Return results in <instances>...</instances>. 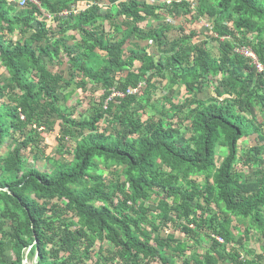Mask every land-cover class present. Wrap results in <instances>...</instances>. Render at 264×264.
Wrapping results in <instances>:
<instances>
[{"label":"trees","instance_id":"1","mask_svg":"<svg viewBox=\"0 0 264 264\" xmlns=\"http://www.w3.org/2000/svg\"><path fill=\"white\" fill-rule=\"evenodd\" d=\"M39 2L0 0V264H264V71L234 52L264 63V0ZM183 15L187 35L163 20ZM202 16L218 56L192 41ZM157 80L185 89L159 117ZM93 86L75 117L65 101Z\"/></svg>","mask_w":264,"mask_h":264},{"label":"rangeland","instance_id":"2","mask_svg":"<svg viewBox=\"0 0 264 264\" xmlns=\"http://www.w3.org/2000/svg\"><path fill=\"white\" fill-rule=\"evenodd\" d=\"M151 1V0H150ZM159 1H166V0H156L155 2H159ZM192 1V0H191ZM152 2V1H151ZM80 6V7H79ZM79 6H74L75 8H81L83 7L82 4H80ZM192 9H194V5L191 6ZM189 17L188 15H183V16H178L176 18H166L163 20H167L169 22H172L174 24V28L178 29V26L182 23L185 25V35L188 34L190 28H191V23L188 22V20H186V18ZM48 22L53 23L52 19H49ZM151 24H156L155 21L151 22ZM194 28L198 27L196 30H198V38L195 37L192 39L193 42L200 44L203 43L205 40L208 42L207 46L211 51V54L213 56H218V50H219V42L217 40H214L213 37L215 38V33L212 30V24L210 23L209 19L205 16L199 17L197 18V20L194 22L193 25ZM200 29V30H199ZM178 31V30H177ZM200 32V33H199ZM178 34L175 32V35ZM172 35V36H175ZM16 35H13V38H15ZM199 39V40H198ZM227 39V37H220L218 40L219 41H225ZM192 42V43H193ZM152 46V45H151ZM54 70H58V67H53ZM0 72L2 73L1 79H4L6 77V73L3 70L2 67H0ZM68 72V71H67ZM143 82V87L141 88V90L144 88L145 85V80L142 79ZM156 86L157 89L152 92L153 94V100H154V107L152 106V104H150L147 109L149 113H154L156 117L161 116H165L164 112H168L169 115V105L165 103L164 101V97H169L172 99V101L174 102H181L183 100V96L185 94V89L181 88L180 89V93L178 94V87L174 86L172 89L173 91L167 86V82L166 80H157L156 81ZM70 91V88L67 89L66 93H68ZM103 90H100L97 86H93V88L88 89L87 91H82L81 89L75 90V92L73 93V95L70 97V99H68V101H65V104L67 105V107L70 110L75 111L74 112V116L75 117H79V115L81 113H90L91 112V106L95 105V102L98 101L100 95L102 94ZM200 98L202 99H206L208 97L211 96H215V93L213 91H211L210 89H205L203 93H201ZM176 100V101H175ZM91 105V106H90ZM90 106V107H89ZM257 114H259V112H257ZM58 130H59V126L55 125L54 130L49 132L47 134L46 137V152L47 154L54 152L55 150V136L58 134ZM186 134L188 135L189 132L186 131ZM44 142V143H45ZM256 143H259V141L256 139V135H251L249 137H243V139H241L239 141V151L241 152V149H246ZM73 144L71 140H69L68 145ZM217 162H219L222 157H223V153L219 150H217ZM65 157V155H64ZM67 157V156H66ZM65 157V158H66ZM60 157L57 154L55 156V161L58 160ZM32 163L31 159L27 162V166H30ZM41 167H44L43 165L45 164L44 161H40L38 163ZM238 168H241L240 164L238 165ZM197 180H200V178ZM234 225H236V222H234ZM239 227H235L234 228V232L236 233V235H240V231L238 232ZM242 229V228H241ZM242 232V231H241ZM247 244L250 246V248L255 249L256 251H260L259 250V243L256 239H251L249 242H247ZM29 263L32 264V260L28 259Z\"/></svg>","mask_w":264,"mask_h":264},{"label":"built area","instance_id":"3","mask_svg":"<svg viewBox=\"0 0 264 264\" xmlns=\"http://www.w3.org/2000/svg\"><path fill=\"white\" fill-rule=\"evenodd\" d=\"M151 1L154 2L156 0H151ZM8 2L10 4L16 5L17 7H20V8L25 7L28 4H33V5H36L39 8H41L39 0H8ZM163 2L170 3L171 0H166ZM215 37H217L216 34H215ZM234 52L239 53V54L245 56L246 58H248L250 60L251 64H253L259 72L264 71V63H262L259 60V58L255 54V52L251 48V46H249V45H238V46L234 47ZM142 87H143V82L141 81L138 83V85L135 88L128 89L126 93H136ZM126 93L121 92V91H113L112 94L105 100L103 107L107 108L109 100L113 99L116 96L117 97H123V96H125ZM215 238L219 241H222V239L218 236H215Z\"/></svg>","mask_w":264,"mask_h":264},{"label":"water","instance_id":"4","mask_svg":"<svg viewBox=\"0 0 264 264\" xmlns=\"http://www.w3.org/2000/svg\"><path fill=\"white\" fill-rule=\"evenodd\" d=\"M29 249L30 248H28V250L26 252V257L23 259V262H22L23 264H30L29 261H28V259H27V254L29 253Z\"/></svg>","mask_w":264,"mask_h":264}]
</instances>
